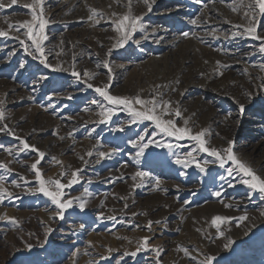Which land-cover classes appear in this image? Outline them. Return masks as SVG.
Returning a JSON list of instances; mask_svg holds the SVG:
<instances>
[{"label": "rangeland", "instance_id": "1", "mask_svg": "<svg viewBox=\"0 0 264 264\" xmlns=\"http://www.w3.org/2000/svg\"><path fill=\"white\" fill-rule=\"evenodd\" d=\"M9 2L4 0L5 4ZM30 2L17 0L16 5L0 9V28L9 32V38L0 37V100L4 101L6 116L0 125L7 123L16 136L45 153L38 167L46 179L66 182L70 177H60L61 173L82 169L79 183L65 192L87 200V206L80 210L74 202L64 220L54 219L56 208L50 198L28 191L39 186L30 167L39 158L38 153L31 149L19 152L21 140L0 132V161L11 162L12 168L11 173L0 169V176L5 177V186L14 194L0 204V216L6 214L20 221L14 225L7 219L0 220V264H157L152 250L156 246L162 250L158 258L162 264H199L203 254L215 255L213 264H264V198L237 183L240 176L233 179L227 175L226 169L235 165L229 162L221 168L218 162L211 163L208 172L201 173L194 164L187 169L176 164L177 156L184 157L193 149L197 160L215 161V157L199 151L190 138L166 136L151 121L131 124L123 106L110 105L95 91V87L110 83L108 91L113 95L139 94L149 99L162 94L182 112L181 117L166 118H174L177 126H184L187 119L194 134L207 128L206 139L217 149L234 140L238 156L264 176V90L259 89L264 72L258 69L264 64V53L259 52L260 41L232 35L242 31L234 25L245 23L246 9L232 11L239 0H157L142 21L146 31L134 33L121 48L114 47L118 33L109 18L112 13L126 14L128 0H45V16L50 21L44 45L48 62L61 64L68 72L46 68L11 38L20 35L26 39L21 35L25 30L10 29L5 17L13 25L31 19L29 10L22 6ZM90 8L104 14L96 17L98 24L88 19ZM131 10L134 15L147 11L143 0H132ZM197 17L200 23L191 24ZM213 30L219 38L210 35ZM182 31L189 32V37L184 38ZM258 31L264 33V19ZM105 60L111 73L104 66ZM73 64L81 72L80 80L71 74ZM224 64L229 67H221ZM85 71L94 74L91 89L83 82L87 79ZM176 80L180 81L178 85ZM247 91L254 94L251 102L246 101ZM232 97L246 103L243 115ZM94 100L99 103H92ZM108 107L115 108V114L106 123H98L101 109ZM137 134L154 141L139 161L138 149L128 143L137 139ZM155 142L172 147L158 148ZM7 147L13 148L14 156L4 151ZM111 148L121 151L111 159L97 156L99 151ZM90 150L93 155L88 157ZM137 170L151 173L152 178L142 187L133 188L136 182L131 176ZM156 177L161 181L159 188ZM13 181L21 187H15ZM229 182L234 187H229ZM215 191H221L222 196H214ZM226 203L233 207H225ZM245 213L248 219L240 221ZM215 215L232 218L221 226L225 237L235 241L229 249L224 247L227 239L219 237L210 223ZM149 220L161 223H153L150 232ZM48 227L53 231L41 247ZM145 236L151 237L148 250L135 257L123 256L125 251H135L137 241ZM25 241L34 247L29 250ZM109 248L113 249L111 254ZM180 248H188L191 255L185 256ZM101 256L108 259L101 260Z\"/></svg>", "mask_w": 264, "mask_h": 264}, {"label": "snow or ice", "instance_id": "2", "mask_svg": "<svg viewBox=\"0 0 264 264\" xmlns=\"http://www.w3.org/2000/svg\"><path fill=\"white\" fill-rule=\"evenodd\" d=\"M119 2V0H117ZM131 2L132 0H128L129 10L126 14L119 15L117 13H112V17L109 19L111 20L112 25L114 26V30L116 33H118V37L116 38V43L114 47L121 48L124 47L125 44L128 43L129 40H132L133 34L140 31L144 32L146 31L147 25L143 23L144 16L147 15V13H151L153 10V5L156 4L157 0H143L144 5L146 6L147 11L142 15H134L131 10ZM201 0H197V3H200ZM45 0H31L30 3L23 4V8L29 10V14L31 16V19H26L22 22H18L17 24L13 25L12 23L8 22L7 17H5V22L8 23V27L15 28L16 32H20L21 29H24L25 31L21 33L26 39H21L20 35L11 37L12 39H16L19 41L20 45L23 47L24 51L31 56L34 60H39L41 64H43L46 68H52L55 72H68V68H64L61 64H57L53 66L51 63L48 62V56L45 52V41L48 40V36L45 33V29L47 25L50 23L49 19L45 16V8H44ZM17 4V0H10L8 4L4 3V0H0V9L4 8H10ZM206 6V5H205ZM241 9H246L243 11V16L245 18V23L241 25H234L237 29H242V31L234 32L232 35L235 36H245L250 37L253 40L260 41V47L259 52L264 53V33H261L258 31V29L261 26V20L264 19V0H239L238 3L235 4V6L232 7V11H240ZM89 11L91 12V15L89 16V20H95V23H99V19H96V17L99 15L103 17V13H98L96 9L90 8ZM191 24L196 25L200 23V18L197 17L195 19H192L190 21ZM230 23V22H229ZM155 32L156 29H153ZM181 35L184 38H188L190 33L187 31H182ZM194 35V34H193ZM210 35H212L215 38H219L217 36L216 30H213ZM0 37L9 38V32L0 28ZM228 36L225 35V39H227ZM145 39H147V36H145ZM162 39V37H161ZM26 41H30L31 43H27ZM139 40H136L135 43L139 44ZM159 42V41H157ZM61 44H63V41H61ZM112 49L108 50V54H111ZM59 55V53H57ZM207 62V61H206ZM26 63V62H25ZM217 64H220L219 61H217ZM104 66L108 67V61H104ZM21 68L24 67V63L20 65ZM99 67V65H98ZM223 68L229 67L228 65L224 64L221 65ZM259 69L264 72V64H260ZM109 73H111L112 69L108 67ZM71 74L77 79H81V72H78L75 70V64L72 65ZM87 79H85L83 82L87 85L89 89L93 88L94 85L90 82L92 79H94V74L85 71L83 73ZM203 75V73L201 74ZM220 75H223V72H220ZM43 79H47V77H43ZM261 84L259 85V88L261 90H264V77H260ZM109 80H111V76H109ZM175 83L178 85L180 83L179 80H176ZM111 87V84H105L102 87H95V91L99 94L100 97H102L104 100H106L110 105L113 106H123V111H126L130 114L131 124H136L138 122L143 121H151L154 123L155 127L159 129V132L165 134L169 137H175L178 140H183L184 138H190L193 141H196L199 151L208 153L211 157H215V161L210 160H197L196 156L193 155V151L196 149H193V151L187 152V154L184 157L177 156L175 159V163L179 165H183L184 168H189L193 164L201 173L208 172V165L211 163H219V166L221 168H224L226 164L231 162L232 165H235V168L228 167L226 169L227 175L229 177H233L235 179V176H240V180L237 181V183L246 185L249 189L258 191L262 198H264V176L258 175L257 172L253 169V167L248 164L246 161L242 160L236 151H234L235 148V141L234 140H228L227 141V147L222 149H217L216 147H211L209 145V141L206 139V134L208 133V129H202L199 132H196L195 134L192 132V129L189 128L187 125L189 121L187 119L184 120V126H177L176 120L174 118H166V117H181L182 112L179 109V107H173V102L171 100H164L162 98V94L157 93V96H151L149 99H143L139 94H137L134 97L129 96H121V95H113L111 94L108 89ZM160 87V86H158ZM174 91L176 89H173ZM159 97V98H157ZM246 101L251 102L254 98V94L251 91H247L245 93ZM71 99V96L68 97ZM30 99H32L30 97ZM234 103L238 106V111L241 115L244 114L246 109V103L241 102L239 99H236L235 97H232ZM3 100H0V122H3L6 119L5 116V110L3 108ZM92 103L96 104L99 103L98 101H92ZM179 103L178 101L176 102ZM43 107V106H41ZM45 110H47L45 108ZM87 111V109H85ZM115 114V108L108 107V108H102L99 116L101 119L98 121V123H106L107 121L111 120V117ZM231 115L230 113L228 114ZM227 119V117H226ZM119 131L123 132L124 129L120 128ZM0 132L6 133L8 135L15 136L16 139L21 140L22 147L18 149L19 152H24L27 149H31L33 152H37L39 158L35 160L34 163L31 164V169L35 173V178L38 181V187L31 188L28 191L32 194H35L37 192L43 193L45 196L49 197L51 200V203L55 206L56 211L53 213V218L55 219L58 217L60 220L65 219V212L69 209L73 208L74 202H77V206L80 210H84L87 206V200L82 199L81 197H72L69 196L65 189L71 188L74 184L79 183V174L82 171V169H76L71 172H63L60 174V177L68 176L70 177L66 182H61V178H45L44 174L41 172L38 165L41 162V159L44 158L45 153L43 151H40L38 148H36L35 145H30L27 139H21L19 136H16L15 131L8 126L7 123H3L0 125ZM71 135V134H70ZM145 135H150L148 133H145ZM145 135L137 134V139H129L128 143L132 145L133 148L138 149L136 152V160L139 161L141 157L144 156L145 150L148 149L149 145L153 144L154 141L152 139L145 140ZM61 140L64 139V137H60ZM156 147H169L171 148L172 145H164L159 142H155ZM0 147H3V145H0ZM4 151L8 153L9 156H14V150L11 147L4 148ZM121 150L119 148H111L108 151H99L97 153V156L101 159L108 158L111 159L113 155L118 154ZM93 155V152L90 150L87 152V156L91 157ZM53 160H56V157L52 158ZM80 159L84 161V157L81 156ZM97 163L100 162L98 159L96 161ZM11 162H5L0 161V169H3L5 172L11 173L12 168L10 167ZM57 163H62L61 161H57ZM85 164H87V161H84ZM235 174V175H234ZM182 175H185V173H182ZM123 177L121 176L120 179ZM151 173L137 170L135 171L131 179L135 181L132 185L133 188H140L144 185L146 180L151 179ZM156 187L159 188L161 185V181L158 177L154 178ZM221 179H224V177H221ZM13 184L15 187H21L19 183H16L13 181ZM6 185V180L4 176H0V204H3L5 199H12L14 194L9 190ZM229 187H234V185L229 182ZM164 191H167V189H164ZM85 194H88V190H84ZM216 197H221L222 192L221 191H215L213 193ZM19 199V197H16ZM121 199H124V197H121ZM220 203H224V200L221 199ZM225 207L231 208L233 205L231 203L224 204ZM127 207V205H125ZM143 215H147V213H142ZM136 215V214H133ZM103 218V217H102ZM7 219L14 225H18L20 221H18L15 217H8L6 214L3 216H0V220ZM107 219L115 220V216H108ZM232 218L228 216L223 215H215L211 219V225L215 227L216 232L219 237L226 238L225 232L222 230V225L227 224L230 222ZM248 219L247 213L239 217L240 221H244ZM160 224L161 221H152L149 220L147 224L148 230L152 231V224ZM85 225L80 224L79 228L84 229ZM136 227H139L137 225ZM53 231L51 227H48L45 232V239L41 242L40 246L43 247L44 244L48 243L47 236ZM179 231V229H177ZM199 231V229H197ZM31 235V233L29 234ZM120 239H127V237H119ZM23 239V237H21ZM227 243L224 244L225 249L231 248V246L235 243V241L231 240L230 238H226ZM151 240L150 236H145L141 240L137 241V247L135 251H125L123 253V256H131L135 257L137 254L141 251H145L149 249V241ZM26 247L31 250L34 245L32 243H29L27 241L24 242ZM131 243V241H129ZM156 253L157 257V264H162V262L158 259L161 255V248L159 246H156L152 249ZM179 251H182L185 256H190L191 253L188 248H180ZM113 249L109 248L108 253L111 254ZM76 254H79V249L76 250ZM87 254V253H86ZM123 256L121 259H123ZM194 258V257H193ZM101 260L108 259L107 256H101ZM217 257L215 255H208L203 254V259L199 261V264H213L214 261H216ZM73 264H76L75 261H73Z\"/></svg>", "mask_w": 264, "mask_h": 264}, {"label": "bare ground", "instance_id": "3", "mask_svg": "<svg viewBox=\"0 0 264 264\" xmlns=\"http://www.w3.org/2000/svg\"><path fill=\"white\" fill-rule=\"evenodd\" d=\"M238 55H239V54H238ZM258 66H259V65H258ZM255 69H256V68H255ZM258 69H259V68H258ZM253 71H254V70H253ZM253 71H252V72H253ZM257 71H258V70H257ZM257 71H256V72H257ZM260 71H261V70H260ZM254 73H255V72H254ZM261 74H262V73H261ZM261 76H262V75H261ZM249 78H250V77H249ZM252 78H253V77H252ZM254 78H255V77H254ZM252 80H253V79H251V81H252ZM254 81H255V80H254ZM245 83H246V82H245ZM247 83H248V82H247ZM250 83H251V82H250ZM248 84H249V83H248ZM253 84H254V83H253ZM257 84H258V83H257ZM249 85H250V84H249ZM251 85H252V83H251ZM251 85H250V86H251ZM255 85H256V83H255ZM246 86H247V84H246ZM253 86H254V85H253ZM257 87H258V86H257ZM248 88H249V87H248ZM253 89H254V87H253ZM255 89H256V88H255ZM255 89H254V90H255ZM257 89H258V88H257ZM259 89H260V88H259ZM245 90H247V89H245ZM258 91H259V90H258ZM260 91H261V90H260Z\"/></svg>", "mask_w": 264, "mask_h": 264}]
</instances>
